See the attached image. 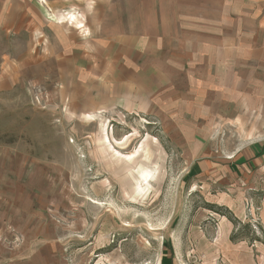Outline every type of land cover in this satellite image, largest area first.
<instances>
[{
    "label": "rangeland",
    "instance_id": "obj_1",
    "mask_svg": "<svg viewBox=\"0 0 264 264\" xmlns=\"http://www.w3.org/2000/svg\"><path fill=\"white\" fill-rule=\"evenodd\" d=\"M25 44L0 28V264H264V153L228 163L264 142L255 104L197 105L186 75L150 109L79 111Z\"/></svg>",
    "mask_w": 264,
    "mask_h": 264
},
{
    "label": "crops",
    "instance_id": "obj_2",
    "mask_svg": "<svg viewBox=\"0 0 264 264\" xmlns=\"http://www.w3.org/2000/svg\"><path fill=\"white\" fill-rule=\"evenodd\" d=\"M61 9L83 10L84 29L57 19ZM0 28L26 38V53L35 56L28 66L52 61L59 94L79 111L150 109L188 75L197 105L220 90L226 104L233 93L241 110L249 102L264 115V0H0ZM263 153L264 142L253 144L228 163L255 162ZM213 165L196 163L198 171Z\"/></svg>",
    "mask_w": 264,
    "mask_h": 264
}]
</instances>
